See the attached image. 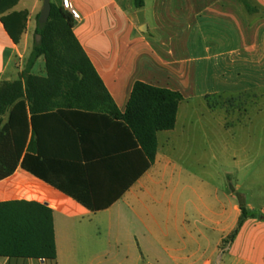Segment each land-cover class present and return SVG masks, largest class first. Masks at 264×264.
Returning a JSON list of instances; mask_svg holds the SVG:
<instances>
[{
    "label": "crops",
    "instance_id": "crops-1",
    "mask_svg": "<svg viewBox=\"0 0 264 264\" xmlns=\"http://www.w3.org/2000/svg\"><path fill=\"white\" fill-rule=\"evenodd\" d=\"M70 1L81 16L73 33L120 114L137 82L184 100L175 129L157 133L150 166L109 115L66 110L29 118V166L38 176L19 167L0 180V203L52 211L56 260L0 257V264H264V206L255 214L244 200L253 218L225 244L241 217L238 191L226 188L213 206L204 201L199 195L210 199V183L181 164L175 142L182 111L194 102L211 109L212 98H264V0H247L250 12L240 0H145L142 10L133 0ZM42 7L43 0H20L7 12L27 13L18 44L0 19V85L27 71ZM30 74L47 77L44 57Z\"/></svg>",
    "mask_w": 264,
    "mask_h": 264
},
{
    "label": "trees",
    "instance_id": "trees-1",
    "mask_svg": "<svg viewBox=\"0 0 264 264\" xmlns=\"http://www.w3.org/2000/svg\"><path fill=\"white\" fill-rule=\"evenodd\" d=\"M20 0H0V19L18 44L27 22L26 12H7ZM247 11H255L240 0ZM142 10L145 0H133ZM40 17V16H39ZM38 17V20H39ZM73 17L62 6L52 4L46 24L38 22L35 44L27 71L20 80L0 85V180L21 167L38 176L29 165L33 143L28 144L29 118L54 111L105 114L121 121L145 152L149 166L155 160L156 135L175 129L182 95L137 82L125 114H120L92 62L77 41ZM37 36L41 40L37 42ZM45 58L47 77L30 74L37 60ZM233 240L243 223L253 218L243 201ZM0 257L56 260L52 211L35 203H0Z\"/></svg>",
    "mask_w": 264,
    "mask_h": 264
},
{
    "label": "rangeland",
    "instance_id": "rangeland-1",
    "mask_svg": "<svg viewBox=\"0 0 264 264\" xmlns=\"http://www.w3.org/2000/svg\"><path fill=\"white\" fill-rule=\"evenodd\" d=\"M249 100L212 98L211 109L192 103L182 111L175 142L184 151L178 156L181 164L194 167L196 175L210 183V199L199 195L204 201L213 206L215 196L224 200L226 188L232 194L237 190L238 200H246L259 214L264 206V98L254 104ZM203 134L208 137L205 147ZM199 196L196 204L202 209Z\"/></svg>",
    "mask_w": 264,
    "mask_h": 264
},
{
    "label": "water",
    "instance_id": "water-1",
    "mask_svg": "<svg viewBox=\"0 0 264 264\" xmlns=\"http://www.w3.org/2000/svg\"><path fill=\"white\" fill-rule=\"evenodd\" d=\"M51 11H52V3L51 0H43V7L40 13V17H39V23L40 24H46L50 18L51 15ZM138 19L140 24H144V13L140 12L138 15ZM37 42H39L41 40L40 36H37L36 38Z\"/></svg>",
    "mask_w": 264,
    "mask_h": 264
},
{
    "label": "built area",
    "instance_id": "built-area-1",
    "mask_svg": "<svg viewBox=\"0 0 264 264\" xmlns=\"http://www.w3.org/2000/svg\"><path fill=\"white\" fill-rule=\"evenodd\" d=\"M62 8L64 9V11H66L73 17L75 22L81 19L80 14L75 9V7L73 6L70 0H62Z\"/></svg>",
    "mask_w": 264,
    "mask_h": 264
}]
</instances>
